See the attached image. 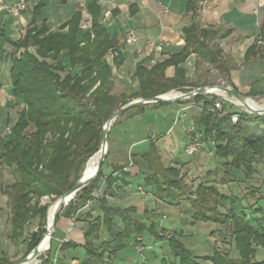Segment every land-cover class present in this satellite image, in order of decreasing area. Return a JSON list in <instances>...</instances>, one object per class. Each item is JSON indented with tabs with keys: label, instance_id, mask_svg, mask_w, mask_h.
I'll list each match as a JSON object with an SVG mask.
<instances>
[{
	"label": "trees",
	"instance_id": "16d2710c",
	"mask_svg": "<svg viewBox=\"0 0 264 264\" xmlns=\"http://www.w3.org/2000/svg\"><path fill=\"white\" fill-rule=\"evenodd\" d=\"M87 9L92 18L89 30H80L78 14L56 32L44 24L33 27L23 39L12 44L14 51L3 57L10 66L12 95L23 107L9 133L0 132V168H8L15 179L5 190L12 235L21 237L38 219L36 231L29 235L28 254L38 246L45 233L49 204L39 205L40 201L47 198L51 203L55 202L77 183L85 165L98 155L103 127L113 113L134 99L148 100L173 90L186 93L213 86L200 84L202 76L199 74L198 81L190 82L186 78L180 64L190 55L196 57L198 71L206 65L226 81H230V72L235 68L215 39L219 36L218 31L201 28L192 8V21L183 29L182 50L151 67L137 65L132 76L138 82L137 91L130 95L114 94V69L122 62L119 47L99 22L95 0L88 2ZM259 41L264 44V22ZM111 51L117 54L113 64L106 61ZM258 52L257 44L251 46L245 53V60L264 58ZM169 66L175 67L172 78L165 76ZM232 89L237 92L234 87ZM260 95H264V88L247 97ZM217 98L201 95L192 99L200 111L194 120V129L201 134L204 143L212 144L213 155L224 162L225 175L234 170L241 171L244 179L253 178L256 166L264 161V115L238 112L235 123L229 117L219 118L207 112ZM148 106L129 109L117 120L132 112L141 114ZM116 124L117 121L110 131ZM108 154L109 151L95 180L79 191L60 213L62 217L75 219V223L83 208L97 209L96 215H92L91 210L85 213L84 257L79 264H111L125 248L126 241L133 239L138 245L145 231L159 240L167 239L177 264H264V260H254L256 249L264 250V214L259 205L254 209L248 203L247 196H226L216 188L202 184L197 187L196 199L190 200L193 222H211L223 227L222 238L233 246L236 256L230 255V249L223 252L216 247L210 256H194L173 235L168 238L157 235L155 225L147 227L138 221L134 217V207L106 205L101 188L105 184V190L110 189L115 182L112 174L102 173ZM131 160L143 167L145 186L154 187L158 194H166L167 198L172 197L173 191L180 192L179 169L164 165L155 144L150 143L146 151L131 156ZM122 169L115 167L114 170ZM254 192L259 191H252L249 196L258 204ZM103 234L108 237L102 238ZM77 247L74 243L64 242L58 251L63 253ZM52 261L51 254H47L42 264ZM0 264L5 263L1 261Z\"/></svg>",
	"mask_w": 264,
	"mask_h": 264
},
{
	"label": "crops",
	"instance_id": "0c3cea01",
	"mask_svg": "<svg viewBox=\"0 0 264 264\" xmlns=\"http://www.w3.org/2000/svg\"><path fill=\"white\" fill-rule=\"evenodd\" d=\"M20 1L27 2L28 8L17 16L0 11V132L13 126L17 120L18 112L23 107L19 99L12 95L9 79L10 66L3 60L5 54L14 51L12 44L23 39L28 30L43 24L50 31L56 32L76 14L80 17L79 28L81 31L89 30L91 27L92 18L87 9L90 0H2L6 5H14ZM256 2L257 0H95V7L99 12V22L107 29L110 38L117 42L122 57L121 64L114 69L115 90L127 95L135 93L138 89V82L132 76L137 65L144 64L146 67H151L155 62L169 59L182 50L184 46L183 29L192 21V8L196 13L195 21L199 23L201 28L218 31L219 36L215 39H217L216 41L219 43L225 58L235 65V68L230 72V83L235 88V84L231 80L234 71L244 64L252 65L257 61L264 60L261 57L245 60L246 51L257 44L264 22V9L256 13ZM106 11L111 12L107 18L104 17ZM128 32H133L138 37V42L135 45H125L124 40ZM149 42L162 44L160 56L156 55L153 47L149 46ZM114 54V51L107 54L106 61L109 64H113ZM180 67L185 70V76L190 82L198 81L201 68L199 71L197 70L194 55L188 56L180 64ZM174 74V66L166 68L165 76L167 78H172ZM235 89L237 90V88ZM173 93L172 98L181 92L173 90L164 95ZM191 101L192 99H186L171 104L162 103V105L177 104L181 107L197 108ZM162 105L152 104L146 109L156 111ZM181 107L175 109L174 121L177 114L180 117L184 115V117L176 125L184 124L186 118L189 120L188 123H193L195 117L189 118ZM140 116V114H134L125 118L130 126L128 133L131 137L137 135L139 131V127L134 122H137ZM190 124H187L185 128L189 127ZM161 129L163 128H159L160 131ZM169 129L167 128L165 135ZM186 136L185 132V138ZM131 137L129 139L132 142L129 144L128 153L123 152L113 164L110 174L115 179L114 184L107 190H105L104 184L101 188V196L105 199L107 206L134 207L136 209L134 217H138L145 212L143 207L147 194L138 192V188H143L142 182L146 176L142 171L143 167L133 164L131 160V156H137L142 152L140 150L134 151L139 146L141 139L135 138L134 140ZM159 137L161 138V136ZM125 145L123 147H126ZM160 158L165 166L175 168L180 166L169 160L166 164L163 157L160 156ZM115 167H122L123 169L115 171ZM125 174L127 176L124 177ZM14 182L15 179L10 170L6 167L0 168V262L3 261L5 264H17L28 255L29 235L34 230H27L26 228L19 238L12 235L9 199L5 190ZM145 192L148 193L146 190ZM90 210L89 207L83 208L77 215L78 219L75 223L59 215L56 224L59 223L61 227H67L70 232L69 236L60 238L61 244L70 242L78 245V248H82L83 229L87 219L85 213ZM90 212L92 215H96L97 209ZM106 237L108 236L103 234L102 238L105 239ZM221 242L217 247L219 249ZM118 254L113 260L118 257ZM231 254L233 257L236 256L233 246L230 249ZM62 256L64 257V255ZM16 259H19V262L13 263ZM117 259L118 261L124 260L121 256ZM254 260L263 261L264 250L256 249ZM74 262L75 260H72V264Z\"/></svg>",
	"mask_w": 264,
	"mask_h": 264
},
{
	"label": "rangeland",
	"instance_id": "374dc122",
	"mask_svg": "<svg viewBox=\"0 0 264 264\" xmlns=\"http://www.w3.org/2000/svg\"><path fill=\"white\" fill-rule=\"evenodd\" d=\"M257 48L259 56L264 57V44L261 41L258 42ZM30 51L32 52L31 49ZM199 75L202 76L199 80L200 84L224 86L231 89L233 87L230 81H226L217 71L206 65L201 67ZM231 80L235 84V88H237L239 94L264 106V95L247 97L250 93L258 94L264 88V60L257 61L252 65L244 64L241 68L233 72ZM113 93L119 94L115 88H113ZM207 98H209V96H207ZM217 99L220 101L219 98ZM180 107L181 106L177 104H172L162 105L159 110L156 111L145 109L144 112L140 114L141 116L138 121L136 120L137 122H134V124L139 127V131L137 135H135L136 137H131L129 135L130 126L127 119H125L134 115L135 112L127 114L119 120H117V118L115 120L117 124L109 132V154L106 163L102 167V173L104 175H109L112 172L113 164L116 163V158L123 152L128 153L130 148L129 144L132 142L129 139L130 137L134 138V140L135 138L141 139L139 146L134 149V151L140 150L143 152L149 148L150 143L155 144L159 156L163 157L166 164H168L169 160L173 161L174 164L180 165L177 166V169H179V177L182 180L181 190L180 192L173 191L172 197L167 198L166 194H158L154 187L145 186L143 181V188H138V192L144 193L145 195L147 194L145 199L146 202L143 207L145 212L140 214L141 217H139L140 215L135 217L147 227L152 224L155 225V233L157 235H164L166 238L173 235L175 240L181 243L194 256H210L213 254L214 248L219 246L218 244L220 241H222L220 243V249L223 252L231 249L232 246L227 240L222 238L221 232H224L223 227L220 228V226L211 222H193L192 216L194 210L190 200L196 199L195 191L197 187L202 184L208 187H214L226 196L231 194L239 197L247 196L248 203L253 205L252 207H254V209L258 205L261 206L264 214V161L256 166V174L253 178L244 179L241 171L231 170L229 174H224V170L226 169L223 165L224 162L213 155L212 144L204 143L203 147L196 153L191 156L186 155L184 149L189 139H187V136L185 138V131L187 129L185 126L190 124L188 123L189 120L186 118L184 124L181 123L176 125L173 123L175 109H179ZM181 108L185 110L189 118L193 116L196 119L200 115L198 107L189 108L187 106H182ZM229 110L233 113H237L243 111V108L232 105ZM194 120L190 126H193ZM161 127L163 129L160 131L159 128ZM167 128L170 129L165 135ZM159 136H161V138ZM123 145L126 147H123ZM145 190L149 194L146 193ZM252 191H259L256 193L254 192L258 204H256V202L254 203V200L249 196V193ZM46 203L49 204L47 209L48 215V210L53 202L51 203L47 198H43L39 205H44ZM70 220L74 223L75 219ZM37 226L38 219H35L32 224L27 227V230L36 229ZM46 226L47 216L44 229H46ZM69 235L70 232L67 227H61L59 223L56 224L49 250L41 256L46 253L51 254V257L55 260V264H72V260H75L74 264H79L84 257L83 248H71L63 253H58L62 242L60 238ZM139 240L140 243L138 242V245L134 243L133 239L126 241L125 248L118 254V257L121 256L124 260L118 261L117 257L111 264H164L163 260H165V263L174 262L177 264V261L172 256L169 249L167 239L159 240L150 232L145 231L140 236ZM61 254L64 255V257ZM18 260L19 259H16L13 263L19 262Z\"/></svg>",
	"mask_w": 264,
	"mask_h": 264
},
{
	"label": "water",
	"instance_id": "95a60500",
	"mask_svg": "<svg viewBox=\"0 0 264 264\" xmlns=\"http://www.w3.org/2000/svg\"><path fill=\"white\" fill-rule=\"evenodd\" d=\"M208 88H217L220 93H223V94L233 98L250 115H264V109L252 110L247 105V103H246L247 98L245 96L239 94L238 92L233 91L231 88L224 87V86L200 87V88H196V89L191 90V91L186 92V93H180L178 96H175L173 98L165 99L164 97L166 95H160V96H156L152 99H148V100H143V99L133 100V101L129 102L128 104L124 105L118 111L113 113V115L110 117V119L105 123V125L103 127V137H102V142H101L100 149H99V151L102 152V155H101L99 162L97 164L95 173L92 176L85 178L84 177L85 171H83L81 173L80 178L77 181V183L67 193H65L63 196H61L59 198V200H62V204L59 206L58 210L53 215L50 225H48L47 229H45V232H48L50 234L49 246L51 245V239H52V235L54 233V227L58 221L60 213L73 200V198L75 197V195L79 191H81L84 187H86L88 184H90L91 182H93L95 180V178H96V176H97V174H98V172L102 166V163L104 162V160L106 158L107 152H108V149L106 150V146L108 145V137H109L110 129H111L113 123L115 122V120L122 113H124L125 111H127L129 109H132V108H135V107H138L141 105H152V104H157V103L171 104V103H175V102L180 101V100L193 99L196 96H201V95H206V94L211 93V92L207 91ZM38 256H39V251H38V246H37L28 254V256H26L24 259H22L17 264H23V263L31 262L33 259L37 258Z\"/></svg>",
	"mask_w": 264,
	"mask_h": 264
},
{
	"label": "built area",
	"instance_id": "2783aa9c",
	"mask_svg": "<svg viewBox=\"0 0 264 264\" xmlns=\"http://www.w3.org/2000/svg\"><path fill=\"white\" fill-rule=\"evenodd\" d=\"M27 8H28V3L25 1H20L14 5H6L2 2V0H0V11H5L6 13L11 14L13 16H17L20 12L25 11ZM262 9H264V0H257V2H256V13ZM110 14H111L110 11H106L104 13V17L107 18L110 16ZM124 42H125V45H134L138 42V37L133 32H128L126 34ZM148 44H149V46L153 47V50L155 51L156 55L160 56V54L162 52V44H155V43H151V42H149ZM257 44H258V42H257ZM116 55L117 54L115 53L114 56H116ZM192 90H194V89H192ZM210 95L218 97L220 99V101H216L215 103H213L212 106L207 109V112L212 114V115H217L219 118L229 117L231 122L235 123L239 117V114H238V112L233 113L232 111L229 110V108L232 105L239 106L241 108H243V107L241 105H239V103L236 100H234L233 98H231V97H229L223 93L211 92L209 94H206L205 96H210ZM241 112L245 113V114H249L244 108H243V111H241ZM183 117H184V115L180 117L179 114H177L174 123L177 124L178 122H180V119H182ZM185 132H186V135H187L189 141L185 146L184 152L186 155L191 156L203 147L204 142L201 138V134L194 129V126L187 127ZM8 133H9V129H5L4 134H8ZM35 231H36V229L33 230V232H35ZM47 251H45V252H47ZM44 253H42V254H44ZM42 254H40L37 257L38 260L36 261L35 264H42L43 261L47 259L48 253L41 256ZM51 264H55V260H53Z\"/></svg>",
	"mask_w": 264,
	"mask_h": 264
},
{
	"label": "bare ground",
	"instance_id": "6f19581e",
	"mask_svg": "<svg viewBox=\"0 0 264 264\" xmlns=\"http://www.w3.org/2000/svg\"><path fill=\"white\" fill-rule=\"evenodd\" d=\"M207 91L217 92V93L219 92V90L217 88H208ZM172 96H174V93L171 95L170 94L166 95L164 98L168 99V98H172ZM246 103L252 110L264 109V106L256 103L253 100L247 99ZM107 149H108V145L106 146V150ZM101 155H102V152L99 151L98 155L94 159H92L89 163L87 162L88 164L86 163L87 165H85L86 166L84 168L85 170H83V171H85V174H84L85 178H88L95 173L96 167H97V164L99 162ZM61 204H62V200L57 199L55 202H53L52 206L49 208L48 215H47L46 229H47L48 225H50L53 215L56 213V211L58 210V208ZM49 244H50V234L48 232H45L40 243L38 244L39 255L44 253L45 251H47L49 249V247H50ZM36 261H37V258L33 259L31 262L23 263V264H35Z\"/></svg>",
	"mask_w": 264,
	"mask_h": 264
}]
</instances>
